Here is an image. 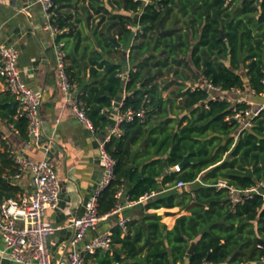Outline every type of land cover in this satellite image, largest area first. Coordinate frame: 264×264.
Here are the masks:
<instances>
[{
    "label": "trees",
    "instance_id": "16d2710c",
    "mask_svg": "<svg viewBox=\"0 0 264 264\" xmlns=\"http://www.w3.org/2000/svg\"><path fill=\"white\" fill-rule=\"evenodd\" d=\"M52 1L53 25L63 30L58 41L72 62L69 79L79 88L88 69L91 83L80 98L96 133L110 136L106 150L115 177L100 195L99 216L113 212L122 188L133 202L158 193L145 201L147 211L179 207L189 213L171 230L156 214L132 220L126 234L118 226L112 249L119 245L121 253L98 251L101 264H264V199L255 194L233 202L229 190L244 193L264 184V113L242 130L232 116L247 104L213 100L205 88L207 81L229 98L246 86L264 93V0H118L120 14L89 0L101 22L83 49L84 72L67 45L73 42L78 52L85 42L72 10L90 14L89 8L85 0L78 7L79 0ZM10 95L0 99V118L27 139L28 119ZM127 110L144 114L122 121L120 135H108L117 113ZM0 148V201L16 199L18 167L2 134ZM176 165L181 172H170ZM179 181L191 191L160 194V186ZM220 181L228 188H218Z\"/></svg>",
    "mask_w": 264,
    "mask_h": 264
},
{
    "label": "crops",
    "instance_id": "0c3cea01",
    "mask_svg": "<svg viewBox=\"0 0 264 264\" xmlns=\"http://www.w3.org/2000/svg\"><path fill=\"white\" fill-rule=\"evenodd\" d=\"M81 3L82 0H79L77 7ZM84 4L92 14L90 20H88L89 12H84L81 8L80 10L73 9L72 12L75 15L77 30L81 32L85 42L81 43L78 52L75 51L73 42L67 45L68 53L76 56V59L81 63L83 72L88 63V57L83 49L86 50V42L92 37L95 28L101 22L100 14H97L90 7V1L85 0ZM97 6H103L111 13H125L121 2L118 0H100ZM48 25L49 20L43 7L35 0H0V41L15 45L18 48L20 53L19 68L23 82L27 87L41 95L42 146L36 145L30 138H22L11 124L1 118L0 134L12 145L17 154L25 159L40 161L48 156L61 180L60 206L57 210H49L46 213V220L50 221L56 228L48 240V248L52 258L60 260L70 250L69 243L75 233L71 226L73 220L84 214L85 204L94 195L101 179L102 167L99 162V145L105 138L98 134L93 135L73 116L68 96L59 84L56 64L58 35ZM135 30L138 31V27ZM71 63L70 59L67 61V66ZM130 68L131 66L128 64L123 75L124 79H127ZM85 81L87 82L86 88L91 83L88 69L87 76L83 79V82ZM7 93L5 83L0 78V99ZM13 98L12 104L18 106L20 112L18 101L15 97ZM230 98L234 101L246 100L257 103L264 101L262 97L253 95L249 86H246L244 91L233 94ZM113 130H109L108 135H111ZM43 147L49 148L48 154ZM0 150L3 151L4 149L0 148ZM170 172H174L173 168ZM32 178V171L27 170L19 180H14L21 191L18 198L33 190ZM175 187L176 184L171 188L160 186V194L191 191L188 186L186 188ZM157 195L159 194L157 193ZM144 204L145 201H139L138 204L120 214H107V217L99 223L96 229L89 232L79 248L100 234L113 233L118 227L119 220L123 217H131L134 221H140L145 216L156 214L162 218V223L167 225L168 230H171L180 216L189 214L184 210L181 211L179 207L147 211ZM169 213L172 215H167ZM120 248L119 245L113 247L111 255L114 254L115 250L121 253ZM122 257L124 258V254ZM102 258V254L95 253L88 255L86 260L88 264H101ZM0 264H18L7 258V251L1 235Z\"/></svg>",
    "mask_w": 264,
    "mask_h": 264
},
{
    "label": "built area",
    "instance_id": "2783aa9c",
    "mask_svg": "<svg viewBox=\"0 0 264 264\" xmlns=\"http://www.w3.org/2000/svg\"><path fill=\"white\" fill-rule=\"evenodd\" d=\"M41 4L49 20V28L59 35L63 32L53 25L55 4L52 0H35ZM148 3V0H143ZM68 31L67 29L64 30ZM20 53L15 45L0 41V78L4 81L8 93L13 95L18 101L20 114L28 119V138L36 145H41V132L43 122L41 119V95L33 89H30L23 82L19 68ZM56 64L58 70L59 84L68 96L71 112L73 116L87 128L93 135H97L93 123L86 114L83 101L80 98L82 91L76 84L71 83L67 74V52L65 42L58 41L56 44ZM264 84V79L262 81ZM205 88L213 100L231 101L228 95L222 93L220 87H215L205 81ZM240 92V91H236ZM253 95H256L253 91ZM264 100V93L258 95ZM238 103L247 104V108L241 111L234 110L232 119L241 124V129L245 130L253 126L254 118L264 113V101L249 102L246 100H237ZM115 101L113 105H115ZM144 112L137 115L143 116ZM133 110H127L125 113H117L116 127L111 134L120 135L119 124L126 121H133L135 118ZM136 115V116H137ZM110 136L104 139L99 145V162L102 167V176L94 195L86 202L85 212L82 216L75 218L71 224L74 228V237L69 243L68 254L60 260H54L48 248V240L56 231L55 226L46 220V213L49 210H57L61 202L62 186L50 159L45 158L40 161H30L18 155L12 145L2 137L6 143L5 149L17 164L18 171L12 179L17 181L27 171H32L33 190L20 198L5 199L0 201V235L7 251V258L18 264H88L86 257L95 254L98 251L107 253L112 250L113 234L103 233L81 248L79 245L87 237L89 232L96 229L99 223L107 215L99 216L98 203L101 193L111 183L115 177V160L106 150V142ZM46 154L49 148L43 147ZM174 172H181V166L173 167ZM188 184L179 181L175 188H186ZM218 188H228L227 182L220 181ZM233 196V202H242L244 198L252 195H260L264 199V184L244 191H238L229 188ZM242 193L244 195H242ZM156 196L155 193L147 195L140 201H147ZM247 196V197H244ZM118 202L113 214H120L125 210L132 208L139 202L130 201L125 196V189L118 192ZM132 221L131 217H123L119 220L118 226L124 233H127V225Z\"/></svg>",
    "mask_w": 264,
    "mask_h": 264
},
{
    "label": "water",
    "instance_id": "95a60500",
    "mask_svg": "<svg viewBox=\"0 0 264 264\" xmlns=\"http://www.w3.org/2000/svg\"><path fill=\"white\" fill-rule=\"evenodd\" d=\"M164 32H165V31L162 29V30H161V34L164 33ZM112 41H113L115 44H117V45L119 46V44L117 43V40H116V39H112ZM86 84H87L86 81L83 82L82 86L79 88L80 91H83V90H84ZM249 175L252 176L251 171H250V174H249ZM196 245H197V241H193V242H192V245H191V248H190V250H189V254H193V253H194V250H195Z\"/></svg>",
    "mask_w": 264,
    "mask_h": 264
},
{
    "label": "rangeland",
    "instance_id": "374dc122",
    "mask_svg": "<svg viewBox=\"0 0 264 264\" xmlns=\"http://www.w3.org/2000/svg\"><path fill=\"white\" fill-rule=\"evenodd\" d=\"M166 95V94H165Z\"/></svg>",
    "mask_w": 264,
    "mask_h": 264
}]
</instances>
